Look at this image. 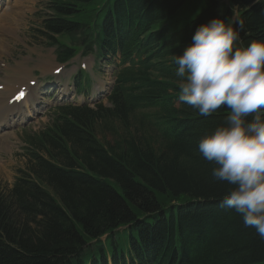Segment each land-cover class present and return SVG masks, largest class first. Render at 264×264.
<instances>
[{
	"label": "trees",
	"instance_id": "trees-1",
	"mask_svg": "<svg viewBox=\"0 0 264 264\" xmlns=\"http://www.w3.org/2000/svg\"><path fill=\"white\" fill-rule=\"evenodd\" d=\"M227 1L45 0L58 61L96 46L119 54L121 71L109 107L62 106L27 137L41 152L27 151L0 190V264H69L78 253L100 264H264V239L220 207L231 186L198 151L228 109L202 116L178 99L174 60L197 26L242 21L245 45L264 40V0Z\"/></svg>",
	"mask_w": 264,
	"mask_h": 264
},
{
	"label": "clouds",
	"instance_id": "clouds-1",
	"mask_svg": "<svg viewBox=\"0 0 264 264\" xmlns=\"http://www.w3.org/2000/svg\"><path fill=\"white\" fill-rule=\"evenodd\" d=\"M243 29L242 21L234 27L218 16L197 26L174 60L175 76L178 99L200 115L228 109L226 123L204 135L198 151L215 165L212 179L231 186L220 207L264 239V40L245 45Z\"/></svg>",
	"mask_w": 264,
	"mask_h": 264
},
{
	"label": "rangeland",
	"instance_id": "rangeland-1",
	"mask_svg": "<svg viewBox=\"0 0 264 264\" xmlns=\"http://www.w3.org/2000/svg\"><path fill=\"white\" fill-rule=\"evenodd\" d=\"M38 4L39 0H2L0 2V85L5 80L13 81V79L24 80L22 83H26L29 77H32L37 81L38 101H43V95L49 97L45 100L49 103L47 106H44L45 103L35 104L38 111L33 112V117L16 124L11 123L12 126L0 130V189H8L17 176L18 169L24 167L26 145L24 135L33 134L49 123L53 106L75 101V95L73 98L72 94L64 96L62 89L63 87L75 89L72 84L73 75L79 73L80 69L87 73L91 67L89 57L83 58L77 55L67 65L62 66L59 74L55 75L51 72L56 66L60 67V63L56 62L53 48L40 45L42 40L34 38L39 31H42L39 16L36 14L39 10ZM80 65H84V68ZM30 67L38 74L32 75ZM95 67H98V74H93L92 88L97 85L106 87L110 77L107 74V68L105 65ZM18 69H21V72ZM15 70L20 73L17 74ZM10 74L11 76L13 74V77H10ZM11 88L12 86L8 85L7 90ZM68 91L66 90L67 93ZM3 92L4 90L0 91V94ZM36 96L32 95L30 100L35 101ZM27 106L31 107V104ZM26 216L27 214L24 213L21 219L24 220ZM28 224L33 225V222ZM120 235L127 243L128 231H123Z\"/></svg>",
	"mask_w": 264,
	"mask_h": 264
},
{
	"label": "bare ground",
	"instance_id": "bare-ground-1",
	"mask_svg": "<svg viewBox=\"0 0 264 264\" xmlns=\"http://www.w3.org/2000/svg\"><path fill=\"white\" fill-rule=\"evenodd\" d=\"M5 8H6V6H5ZM15 68H17V67H14V69ZM15 71H16L17 74L20 73L17 70H15ZM16 73H14V74H16ZM9 76L11 77V74ZM14 83L19 84L20 82H14ZM19 87L20 86H18L17 89H15L14 91L7 90L8 87L6 88L5 86L2 87V90H4V92L2 94H0V129H3L4 127H10L12 125L11 123H12V120H13L14 117L17 116V118H16L17 121H22L26 117L32 116V114H33L32 111L36 110L35 107H33V106H31L32 110L29 109V110H25L24 111L22 109V105H26V103L29 104V102L31 101L30 98H31L32 95L36 96V94H35L36 93V88L35 87H31L29 85H27V87H26L27 90H28L26 96L20 102H18V103L17 102H13V103L9 102V99L15 94V92L19 89ZM38 100L36 98L34 102L36 104H38Z\"/></svg>",
	"mask_w": 264,
	"mask_h": 264
},
{
	"label": "snow or ice",
	"instance_id": "snow-or-ice-1",
	"mask_svg": "<svg viewBox=\"0 0 264 264\" xmlns=\"http://www.w3.org/2000/svg\"><path fill=\"white\" fill-rule=\"evenodd\" d=\"M23 96H24V92L21 91V92L15 97V99H17V100L22 99Z\"/></svg>",
	"mask_w": 264,
	"mask_h": 264
},
{
	"label": "water",
	"instance_id": "water-1",
	"mask_svg": "<svg viewBox=\"0 0 264 264\" xmlns=\"http://www.w3.org/2000/svg\"><path fill=\"white\" fill-rule=\"evenodd\" d=\"M79 223H81V222H79ZM85 226V225H84ZM88 228V227H87Z\"/></svg>",
	"mask_w": 264,
	"mask_h": 264
}]
</instances>
